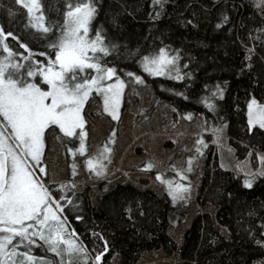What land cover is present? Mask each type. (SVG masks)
<instances>
[{
	"label": "trees",
	"instance_id": "16d2710c",
	"mask_svg": "<svg viewBox=\"0 0 264 264\" xmlns=\"http://www.w3.org/2000/svg\"><path fill=\"white\" fill-rule=\"evenodd\" d=\"M43 2L49 19H62L57 15V6L62 10L66 0ZM255 2L162 0L161 6L153 0H95L97 14L92 33L102 28L118 45L117 50L104 58L106 66L114 67L125 84L137 88L149 85L153 89L152 105L138 111L137 121L148 120L159 102L166 101L185 122L201 119L206 127L190 149H179L170 157L165 171L156 169L151 159L133 168L148 174L161 187V194L153 188H139L131 183L109 187L101 180L99 193L92 203L89 188L78 190L75 182L80 175L78 159L81 156L74 143L79 142L76 137L69 138L65 144L66 180L51 183L48 175L38 172L54 199L63 205L60 215L67 220V230L76 233L78 240L89 250L90 257L102 252L107 243L108 251L104 252L101 264H111L115 255L118 264H137L144 253L156 250H161L166 257L178 254L182 264H254L264 258V245L257 243V240L264 241V178H258L253 188H244V173L218 164L210 135L213 129L222 126L236 159L249 156L252 167H258L257 155L264 154V130L255 128V134L249 133L246 116L249 99L264 103V33L258 31L264 28V16L255 7ZM7 8L16 10L13 16L8 15ZM225 14L232 22L217 29L216 24ZM25 20L22 9L18 10L8 0H0V28L5 32L12 31L34 52L46 50L47 42L33 36L32 30L25 27ZM6 43L14 51L27 55L11 37L6 38ZM161 47L178 59L164 75L152 76L143 70L142 58L157 55ZM247 48L253 49L250 60L245 59ZM51 55L54 57V53ZM127 72L140 76L143 83H136L133 77L126 75ZM177 73L181 79L174 78ZM216 85L222 87L223 98L212 95ZM209 100L215 105L214 110L207 107ZM189 114L191 119H185ZM118 121L112 120L108 134L97 145L93 156L111 136L113 142L107 145L111 148L108 153V160H111L118 137ZM198 139L203 141L200 152H196ZM193 156L191 171H183L185 179L181 180L176 171L188 169V160ZM202 157L205 162L198 196L202 205L215 209L214 215L203 212L195 216L183 231L182 242L178 243L169 229H176L187 221L195 167ZM178 158L183 160L181 165L175 163ZM145 163L154 167L145 169ZM158 172L163 180L189 185V190L184 193L185 200H172L167 187L155 179ZM142 184H146V178ZM94 233L103 236L104 240H99ZM41 244L37 243L43 257L51 259L53 264H60Z\"/></svg>",
	"mask_w": 264,
	"mask_h": 264
},
{
	"label": "snow or ice",
	"instance_id": "6c2138e0",
	"mask_svg": "<svg viewBox=\"0 0 264 264\" xmlns=\"http://www.w3.org/2000/svg\"><path fill=\"white\" fill-rule=\"evenodd\" d=\"M153 3L162 6V0H153ZM14 6L24 11L25 27L32 30L33 36L46 41L47 48L34 52L12 31L5 32L0 28L3 53L0 55V264H25V261L28 264H53L44 257L37 259L30 254L31 247L38 242L60 257V264H64L65 257L68 264H101L104 252L108 251L107 243L102 252L90 257L89 250L78 240L76 233L66 231L67 220L60 215L63 205L54 199L33 168L39 167V173L47 175L41 156L44 136L50 128L58 129L63 137L74 138L78 132L80 146L77 151L85 154L87 133L82 111L93 93L102 100L103 112L113 120L118 118L125 82L114 67L106 66L104 60L118 49V45L102 28L91 34L97 14L95 0H75L74 3L66 0L62 10L57 6V15L62 19H49L43 0H14ZM255 7L264 16V0H256ZM8 15H14L11 9ZM231 22L228 15H222L216 28L221 29L222 25ZM258 31L264 33V28ZM7 37L17 41L27 55L14 51L6 43ZM252 51V48L246 49L245 59H251ZM177 59L161 47L157 55L144 56L141 66L152 76H162L169 66H175ZM126 75L133 77L136 83H143L141 77L132 72ZM174 78L181 79V76L177 73ZM215 88L212 95L223 98L222 87L216 85ZM207 107L215 109L210 100ZM246 116L249 133L255 134V128L264 130V103L249 99ZM184 118L191 119V115ZM222 132V126L213 129L217 140ZM112 142L110 136L103 151L86 160V167L97 176L104 171L101 161L109 159L111 148L107 145ZM195 143L196 152H200L203 141L198 139ZM193 159L195 156L188 160V169L176 171L181 180L185 179L183 171H191ZM257 159L261 161L259 169L244 171L243 187L246 189L253 188L258 178H264V154L257 155ZM152 167L151 163L144 164L145 169ZM155 179L167 187L173 201L185 200L184 193L189 190V185L163 180L159 172ZM93 235L104 240L99 234ZM257 243L264 245L261 240ZM21 246L25 251L19 250Z\"/></svg>",
	"mask_w": 264,
	"mask_h": 264
},
{
	"label": "rangeland",
	"instance_id": "374dc122",
	"mask_svg": "<svg viewBox=\"0 0 264 264\" xmlns=\"http://www.w3.org/2000/svg\"><path fill=\"white\" fill-rule=\"evenodd\" d=\"M8 1L14 4V0ZM11 10L13 11V13L16 12L15 9ZM6 11L9 12V8H7ZM91 34L94 35V33H92V30ZM170 67L171 66H169V68ZM152 102L153 89L151 86L147 85L143 88H137L133 84H125V89L121 97L120 107L118 109V118L116 119L119 120L118 137L116 145L114 147L112 159L108 164L107 175L102 179H95L87 174V170L82 165L79 166H82L81 172L83 171V173L77 180V189L82 190L84 187H88L92 203H94L95 201L96 194L99 193L98 184L101 180L106 181L109 187H112L117 183H131L139 188H153L158 194H161V187L156 185L153 180L150 179V176L148 174L134 171L133 168L140 165L143 161L151 159L155 163L156 169L165 171L168 160L177 150L190 149L193 146L197 135L205 132L206 127L201 119H197L192 122H185L178 115L177 111H174L175 108L166 101L159 102V104L152 110V113L148 120L137 121L136 118L138 111L140 109H148L149 107H151ZM82 114L86 121L85 125L87 135L89 127L94 128L97 132H99V130H103L105 125L104 116H110L107 113L103 112L102 100L100 99V97L96 96L95 93H93L89 98V101L86 102ZM111 122L108 126L109 129L111 126ZM47 131L56 133L59 132V130L55 128L46 130V133ZM210 135L212 139L213 153L217 157L218 164L221 167L238 173H244V171H255L256 169H259L261 167V161L258 160V167L254 169L251 165L249 156L243 160L236 159L234 155V149L229 145L228 135L225 133V130H223L219 140L216 139L213 132H211ZM61 137H59L58 135H53L50 137L51 143L48 140V144H50V147L52 146L51 148H53L52 156H54V161L56 164H60L61 162L63 163V160L61 161L60 154L62 153V147H65V145H63L64 139H62ZM75 137L79 142L74 141V143L77 145L76 148L78 147L79 149L80 138L78 132ZM93 137L96 140L98 139V141H100V135L97 136L96 132ZM95 139L92 140L95 141ZM44 140L45 145L41 160L43 159L47 148L45 136ZM98 141H95L94 144ZM89 144H92V142H90ZM104 146L105 144L101 147V150H99L98 153L103 151ZM260 154L262 153H258V155ZM182 162V158H178L175 160V163L177 165H181ZM204 162L205 157L200 158L197 161L195 167L193 176L194 183L192 189V198L190 201V207L186 210V223L176 229H169L170 235L178 243L182 242L183 231L195 216L203 212H209L212 216L214 215L215 209L210 205H202L198 196L200 176ZM33 171L38 175L39 167H34ZM145 178L146 184L143 185L142 180ZM221 230L223 233H226L225 229L221 228ZM66 231L69 233L71 232L70 230H67V227ZM36 247L39 246L35 244L31 247L30 254L39 259L40 257H43V255L40 247ZM19 250L25 251L23 246H21ZM34 250H39V252H34ZM55 257L56 260L60 261V257ZM44 258L47 261L52 262L51 259L46 257ZM66 263L68 264L67 257H65L64 260V264ZM25 264H28V262L25 261ZM33 264H35V262H33ZM111 264H118L117 255L113 257ZM137 264H182V260L180 259L178 254H175L172 257H166L162 254L161 250H156L153 252L151 251L144 253ZM254 264H264V258L256 260Z\"/></svg>",
	"mask_w": 264,
	"mask_h": 264
},
{
	"label": "crops",
	"instance_id": "0c3cea01",
	"mask_svg": "<svg viewBox=\"0 0 264 264\" xmlns=\"http://www.w3.org/2000/svg\"><path fill=\"white\" fill-rule=\"evenodd\" d=\"M105 119V125H104V129L103 130H99V132H97L94 128L89 127L88 128V135H87V143H88V150L87 152L85 151L84 155H81L80 158L78 159L79 161V166L82 165L86 170H87V174L95 179H102L104 178L107 173H108V164L110 163V161L108 159L106 160H102L101 163L104 164V171L102 173V175L97 176L94 172H91L87 167H86V160L88 159L87 157L89 156H93V154L95 153L96 147L97 145L102 141V139L108 134L109 132V124L110 122L113 120L110 116L105 115L104 116ZM50 131V130H49ZM47 131V133L45 134V139L47 142V148L45 151V154L43 156L42 161V166H44V164L46 165L47 168V175H48V179L50 182L52 183H60L64 180H66L67 178V163H66V157H65V147H62V153L60 154L61 156V161L63 160V163L61 162L60 164H56L54 161V156H52V151L53 148L50 147V144H48V140L50 141V137L53 135H58L59 137H61L62 139H64V144H66V142L68 141V139L70 137H63V134H60L59 132H49ZM100 135V141H98V139L96 140L93 136L94 134ZM52 134V135H51ZM119 138H120V132H119ZM92 139H95V141H98L97 143L94 144L95 141H93ZM55 142V141H54ZM90 142H92V144H89ZM91 145V146H90ZM109 156V155H108ZM87 158V159H86ZM112 159V158H111ZM60 166V169H59ZM81 167L80 168V175L75 179V182L77 183L78 178L82 175L83 171L81 172Z\"/></svg>",
	"mask_w": 264,
	"mask_h": 264
}]
</instances>
